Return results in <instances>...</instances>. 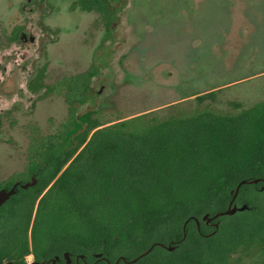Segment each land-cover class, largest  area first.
I'll return each mask as SVG.
<instances>
[{"label":"trees","instance_id":"1","mask_svg":"<svg viewBox=\"0 0 264 264\" xmlns=\"http://www.w3.org/2000/svg\"><path fill=\"white\" fill-rule=\"evenodd\" d=\"M77 5L108 28L109 0ZM45 71L28 88L62 96L67 116L54 133L31 137L24 170L0 184L36 174L0 206V264H27V256L65 264V253L71 264H230L251 252L264 264V100L221 112L203 103L209 92L164 117L103 123L96 110L77 113L92 97L93 67L51 85ZM257 179L232 201L243 211L202 220L224 212L241 181Z\"/></svg>","mask_w":264,"mask_h":264},{"label":"rangeland","instance_id":"2","mask_svg":"<svg viewBox=\"0 0 264 264\" xmlns=\"http://www.w3.org/2000/svg\"><path fill=\"white\" fill-rule=\"evenodd\" d=\"M109 4L105 29L77 0H0V184L23 169L30 137L52 134L66 119L62 96L27 88L43 65L46 85L93 67L92 97L77 113L96 110L103 123L164 117L209 92L203 103L221 112L264 100V0ZM260 261L239 253L230 264Z\"/></svg>","mask_w":264,"mask_h":264},{"label":"water","instance_id":"3","mask_svg":"<svg viewBox=\"0 0 264 264\" xmlns=\"http://www.w3.org/2000/svg\"><path fill=\"white\" fill-rule=\"evenodd\" d=\"M30 40L32 41L33 39L30 38ZM35 175H36V174H33V175H32L30 182H26V183H24V184L21 183V182H16V183H14L11 187H1V188H0V206L3 205V204H4L7 200H9L12 196L16 195V194L18 193V189L25 190V189H27L28 187H32V186H34V185L36 184ZM262 180H263V179H257V180H253V181H249V182H247V181H245V180H244V181H241L240 184H239V185L237 186V188L235 189V192H234V194H233L232 200L230 201V203H229L227 209H226L224 212H222V213H218V214L214 215V216L211 217V218H208L207 215H204L203 218H202V220H204V221L208 224L211 220L217 218L218 216H222V215H227V216H229V215H233V214L236 213L237 211H243V210L246 208L245 206H242V207H240V208H237L235 205H234V206H231V205H232V201L234 200V198H235L236 195H237V192H238L239 186L242 185V184H247V183H248V184H256L257 182L262 181ZM194 221H195V223H196V225H197V227H198V225H199L198 220L194 219ZM213 226H214L215 228H217L218 225L215 223V224H213ZM160 246H161V247H164V246L161 245V244H160ZM166 249H167L168 251H172L174 248H173V247H166ZM149 251H150V249L147 250L146 252H144L143 254H141L140 257L146 255ZM99 256H100V254H97V255H96V257H99ZM63 257H64V260H65V262H66L65 264H71L70 259H69L67 253H65V254L63 255ZM57 260H58V258L55 257V258L52 259L50 262H47V263H45V264H55V262H56ZM134 261H135V260H132L131 262H134ZM27 264H39V263H36L35 261L32 260L31 262H28Z\"/></svg>","mask_w":264,"mask_h":264},{"label":"flooded vegetation","instance_id":"4","mask_svg":"<svg viewBox=\"0 0 264 264\" xmlns=\"http://www.w3.org/2000/svg\"><path fill=\"white\" fill-rule=\"evenodd\" d=\"M92 13H93V12H92ZM96 14H97V13H96ZM97 15H98V14H97ZM98 16H99V15H98ZM30 38H32L33 40L31 41ZM18 39H20V40L25 39V34H24V33H20V35L18 36ZM29 41H30V42H33V41H34V38H33L32 36H30V37H29ZM40 68H41V67H40ZM40 68H39V69H40ZM37 72H38V71H37ZM37 72H36L35 75H34V76L28 81L27 88H28L29 82H30V81L36 76ZM28 90H29V88H28ZM41 90H42V89H41ZM41 90H40V91H41ZM29 91H30V90H29ZM40 91H39V92H40ZM31 92H32V91H31ZM39 92H37V93H39ZM44 92H45V89H44ZM89 92H90V89H89ZM32 93H34V92H32ZM34 94H36V93H34ZM43 94H44V93H43ZM90 94H91V93H90ZM54 95H55V94H54ZM91 96H92V95H91ZM48 135H49V134H48ZM30 139H31V137H30ZM27 150H28V149H27ZM26 152H27V151H26ZM25 161H27V153H26V159H25ZM23 170H24V167H23V169L21 170V172H22ZM32 175H33V174H32ZM32 175H31L30 178H29L30 180H31ZM35 177H36V176H35ZM30 180H29L28 182H30ZM16 182H21V181H20V180H17V181H15L14 183H16ZM14 183H13V184H14ZM21 183H22V182H21ZM25 183H26V182H25ZM23 184H24V183H23ZM1 187H7V186H4V185H3V186H1ZM1 187H0V188H1ZM28 258H29V256L26 257V261H27V262H28V260H27ZM31 259H32V258H31ZM32 260H33V259H32ZM32 260H31V261H32ZM31 261H30V262H31Z\"/></svg>","mask_w":264,"mask_h":264}]
</instances>
